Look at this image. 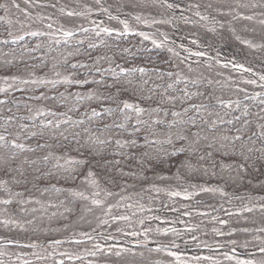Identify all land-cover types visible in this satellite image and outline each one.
<instances>
[{"label": "trees", "instance_id": "trees-1", "mask_svg": "<svg viewBox=\"0 0 264 264\" xmlns=\"http://www.w3.org/2000/svg\"><path fill=\"white\" fill-rule=\"evenodd\" d=\"M121 1L136 11L160 15L169 13L165 0ZM186 1L220 10L218 23L204 25L201 21L186 20L183 22L186 27L198 30L202 36L221 39L249 60L259 61L260 56L264 57V23L260 22L264 20V0ZM16 2L26 10L27 17L11 6V0H0V4L9 6L7 11L0 8V17L4 18L0 19V89H5L0 91V101H5L0 104V135H4L6 141L15 140L34 151H20L12 148L10 143L0 142V145H5L0 146V180L8 182V191L0 187V199L12 200L11 204H0V221H10L7 225L0 223V238L38 241L91 230L106 216L105 210L109 205L115 204L123 194L147 190L152 183H174L180 179L210 185L223 183L225 194L200 191L191 197L198 202L236 201L256 196L258 204H261L252 207L251 212L234 213L225 221H209V224L220 225L223 233L211 230L205 234L207 237L234 238L239 242L254 236L264 237V231H261L264 229V209L261 207L264 206V152L261 151L264 149V84L260 80L248 72L242 73L214 62L190 63L173 42L160 36L158 27L168 26L165 19L153 25L134 22L136 30L125 33L116 17L110 19L113 16H107L106 23H96L83 9L75 12L80 15L69 16L58 5L62 2L100 8L97 0H34V5L51 11L54 20L37 14L33 6L25 5L23 0ZM234 16L237 18L234 19ZM244 16H251L252 19H243ZM67 27L72 29L71 37L63 34L68 31ZM103 28L112 31L106 34L101 31ZM33 31L44 34H27ZM97 32L100 35H96ZM145 35L148 39L144 38ZM18 36L24 39L13 43V39ZM237 37H247L261 44L250 47L239 42ZM153 40L156 44H153ZM73 64L77 67L73 68ZM120 68H143L145 72L129 71L121 74ZM113 72L116 74L115 79ZM168 73H172V76ZM177 73L180 74L179 83L176 82ZM5 77H8L7 81ZM12 77L17 79L12 80ZM65 78L87 80L88 83H65ZM185 80L188 81L187 90L198 93L191 99H187L182 91L185 89ZM191 80L197 83L193 85ZM253 80L255 84L248 83ZM144 81L148 83L144 84ZM169 84L173 87L168 88ZM169 97L175 99L170 100ZM217 98L225 103L231 102L230 107L224 108ZM125 100L147 109L139 118L149 122L148 112L153 108L160 109L151 113V118L163 120L165 124L153 126L151 131L158 133V136L149 139L164 140L168 134H173L175 147L191 146L194 151L169 158L163 150L171 151L173 145L149 146L142 139L146 134L144 131L133 132V124L137 119L134 112L128 113L132 117L129 121H125L118 110L112 115L104 113L105 109H117L120 101ZM191 105H205L206 110L197 113ZM185 108L189 109L187 113L183 112ZM93 109L104 114L93 117ZM245 110L246 116L243 114ZM41 111L43 115L39 114ZM172 111L181 112V117H173ZM50 112L56 115H50ZM216 113L223 117V123L217 119ZM189 117L195 119L196 127L191 126ZM235 117L240 119L236 120ZM49 120L52 125L42 128L41 122ZM174 120L187 123H177L168 129L167 122ZM213 120L217 121L214 128L210 127ZM228 120H232V123H227ZM117 123H125L126 127L117 128ZM57 124L59 127H56ZM20 125H26L27 128L21 131ZM31 132L37 135L31 137ZM41 132L43 135H40ZM178 132L188 135L189 139L178 141L174 135ZM195 132L200 133V138L198 143L192 144L195 138L191 133ZM236 135L241 136L239 141L232 139ZM224 136H228L229 140H223ZM117 139L122 143L136 139L137 146L118 147ZM98 140L110 142L101 144ZM38 144L46 147H38ZM208 144L213 147L207 148ZM157 149L161 150L159 154ZM209 151L212 152L211 157L206 156ZM157 155L160 159L156 158ZM201 155H205L204 160L199 159ZM45 156L49 157L47 161L44 160ZM62 156L84 163L72 165L76 170L70 174L65 170L68 165L56 167L58 163L64 165L63 159H55ZM186 158L190 167H183L179 163ZM115 161H119V164ZM240 164L245 166V170L237 167ZM89 171L93 173L92 177H88ZM91 180H95V184ZM57 188L61 191L57 192ZM17 192L23 195H10ZM75 192H82L88 199L74 196ZM92 199H99L102 204L93 205ZM22 200L28 202L21 204ZM176 235L177 232L170 231L157 234V237L169 240ZM75 241L66 240L59 245L83 247L84 244ZM2 246H15L24 250L32 248L20 243ZM119 249L128 251H121L117 256L115 253ZM156 249L148 245L113 247L111 252L105 249L96 255L89 252L85 258L107 264H190ZM237 261L221 258L205 264H237Z\"/></svg>", "mask_w": 264, "mask_h": 264}, {"label": "rangeland", "instance_id": "rangeland-1", "mask_svg": "<svg viewBox=\"0 0 264 264\" xmlns=\"http://www.w3.org/2000/svg\"><path fill=\"white\" fill-rule=\"evenodd\" d=\"M118 2H110L114 5L106 6L102 5L100 8H93L87 4L79 7L77 5H70L59 3L61 10L80 12L83 9L84 13L90 15L91 19L96 23L105 20L106 15H111L110 11L116 14L115 5L125 6L121 0H116ZM174 3L177 6V2ZM58 4V5H59ZM114 7V8H112ZM37 14H42L50 19H55L53 13L43 8L42 6L35 4L33 6ZM117 8V7H116ZM107 9V11H104ZM181 9H179V12ZM177 11H175L176 13ZM147 13V12H146ZM214 15L213 13H209ZM139 17L150 20L152 19L149 15H144V13L139 11ZM205 17L207 13L205 12ZM116 16V15H115ZM173 18V15H169ZM175 16V15H174ZM130 17L128 14L121 13V21H126L129 24ZM134 18V17H132ZM137 20V19H136ZM146 20V21H148ZM156 20V19H155ZM202 22L208 23L210 19H199ZM131 22V21H130ZM123 25V24H122ZM181 28V27H180ZM69 30V29H66ZM168 38L173 39L177 43L187 44L191 46L192 35L188 33V30L175 29L172 26L167 27L166 31H163ZM184 34L188 37V41L183 38ZM208 43V42H207ZM198 49L203 48L202 45H197ZM241 64L247 65L246 62L240 61ZM264 59L261 61V65H247L252 68L251 71L257 73L255 76H264ZM245 66V67H247ZM202 188H209L203 182H185L177 181L170 185H150L148 191L138 190L132 194H125L117 198L115 206L111 209L110 214L103 217L99 224L91 230L78 231L76 233L80 234L82 232L93 234V237L89 240H80L83 247L73 248L71 246H58L53 245H41L36 248H32L27 251L18 247H7L0 246V264H107L101 263L95 260H89L85 258L87 252L95 251L94 245L99 244L101 247L107 248V246L128 248L134 243L140 244V246L148 245L149 242H163L162 239L157 237V234L164 232H177L178 235L171 239V241L162 243L158 247L164 252H174L180 257V260L190 264H205L210 260H215L219 258H226V256L232 257V259H238L240 261L252 260L254 262L264 261V253L260 252V245L264 244L263 240H245L237 243L236 239L223 238V237H207L205 234L213 230L216 233H223L220 225L209 224V221H225L228 219L232 213L244 209L245 206L250 205V201H253V205L256 204V197L251 196L245 200L237 201H206L198 202L196 200H189L195 194L201 191ZM219 190V189H218ZM221 191V188H220ZM172 192H179L180 195L173 196L170 195ZM191 204L195 205L197 208L188 213H174V208L181 204ZM200 211V212H199ZM126 215L128 220H114L113 216ZM107 221V223H103ZM116 221L113 226L112 223ZM119 229V231H118ZM96 233V234H95ZM136 233V235H131L134 237V241H131L125 237H116L117 234H129ZM105 237H111L110 239H105ZM191 241L193 245L182 244L177 245V243L184 241ZM84 241V242H82ZM232 246H241L246 249L252 248L248 252L237 253L228 247L229 243ZM148 243V244H146ZM171 243V244H169ZM211 243H222V246H209ZM228 244L227 246L225 244ZM201 244H205L201 246ZM238 244V245H237ZM149 246V245H148ZM193 257H199V260H194ZM208 257L209 259H204Z\"/></svg>", "mask_w": 264, "mask_h": 264}, {"label": "snow or ice", "instance_id": "snow-or-ice-1", "mask_svg": "<svg viewBox=\"0 0 264 264\" xmlns=\"http://www.w3.org/2000/svg\"><path fill=\"white\" fill-rule=\"evenodd\" d=\"M23 2H24L25 5H27L29 7L34 6V0H23ZM97 3H99V0H97ZM11 6L12 7H15L19 11L23 12L25 14V17L28 16V13L26 12V10L24 8H21L20 7V4L17 3L16 0H11ZM167 6L169 8L173 7L172 4H168ZM8 7L9 6L7 4H0V8L5 9V11L8 10ZM61 11L63 12L64 9L62 8ZM104 11H107V9H104ZM68 15L69 16H72V15H80V13H75V12L69 11L68 12ZM196 15L200 16V13L197 12ZM233 18L236 19L237 16H234ZM242 18L243 19H247V20H251L252 19L251 16H244ZM0 19H4V18L3 17H0ZM110 19H114V17H110ZM136 19L137 20H140L141 18L139 16H137ZM201 19H207V17L201 16ZM260 22L261 23H264V20H262ZM121 23L124 25V32L127 33L128 32V24H127V22L126 21H121ZM48 27L51 28L52 26L49 24ZM83 31H88V30L87 29H83ZM101 31L104 32V33H106V34H108L112 30L109 29V28H103V29H101ZM27 34L28 35H31V36H37V35H43L44 33H40V32L33 31V32H30V33H27ZM63 34H64L65 37H71L73 35V33L71 31H65ZM9 35H11V33H9ZM96 35H100V32H97ZM141 35H144V34L141 33ZM144 38L145 39H148V37L146 35L144 36ZM23 39H24L23 36H18V37H15L12 42L15 43L17 40H23ZM237 39H239V37H237ZM56 42L59 43L60 41H56ZM152 42H153V44H156V41L155 40H153ZM193 43H195V41H193ZM241 43L248 44L250 47H254L255 46V45H252L249 41H241ZM160 46L161 45H157V47H160ZM90 47H95V45H90ZM169 51H171V49H169ZM193 54L196 55V56H203L204 55V53H202V52H196V53H193ZM79 66L80 67H86V65H79ZM225 66H227V65H225ZM72 67L73 68H76L77 65L76 64H73ZM233 67L236 68V69H242L244 71H251V69H249V68H244V66L242 64H233ZM129 71L130 72H140V73H144L145 72V69H143V68H133V69H130V70H126L124 68H120V73L121 74H127ZM57 75H59V74H57ZM168 75L171 77L172 76V73H168ZM176 75H177L176 82L177 83L181 82L180 74L177 73ZM115 77H116V74H115V72H113V78L115 79ZM4 79H5V81H7L8 77H5ZM11 79L12 80H16L17 77H12ZM260 79L261 80H264V76H261ZM32 82L33 83H36V81H32ZM41 82L43 83V81H41ZM48 82L49 83H53L52 81H48ZM63 82H65V83H75V84H78V85H82L84 83H88L87 80H84V81L75 80V81H73V80H70L68 78H65ZM184 82H185V89H183L182 91L184 92V96L187 99H191L192 96H195V95L198 94V93H190L187 90L188 81L185 80ZM190 82L193 85H195L197 83L196 80H191ZM22 83H28V81H22ZM95 83H98L99 84V83H102V81H95ZM128 83H131V81H128ZM143 83L144 84H147L148 81H144ZM209 83H211V81H209ZM248 83L255 84V81L254 80L253 81H248ZM108 87H112V85H108ZM172 87H173L172 84H169L168 85V88H172ZM0 91H5V89H0ZM200 94L202 95V93H200ZM77 95H79V94H77ZM257 95H259V94H257ZM89 98H91V94H89ZM109 98L111 99V97H109ZM150 98L151 97H145V99H150ZM168 99L172 100V99H175V98L169 97ZM217 100H218V102L224 108L230 107L231 102L225 103L224 101L219 100V98H217ZM2 103H5V101H0V104H2ZM237 104H238V102H237ZM190 107L193 108V109H195V111L197 113H199L202 109L206 110V106L205 105H191ZM117 110L119 111V113H121L123 115L125 121H129V120L132 119V117L130 115H128L129 112H134L135 113L137 119L135 120V123L133 124V132L134 133H140V132L144 131L146 133L142 137V139L144 141V144L149 145V146H151V145H157V144L173 145L171 151H168L167 149H164L163 150L165 156H167L169 158L179 157L180 155L184 154L185 152L191 153V152L194 151V149L191 146H189L187 148L184 145H181L180 147H175L174 141H173V138H172V135L173 134H168L167 135V138L164 139V140H160V139H149V137H156V136H158V133H156L155 131H151V129L153 128V126H158V125L165 124V121H163V120H160V119H152L151 118V113L160 111L159 108H153V109H151L150 112H148L149 117H150V122L139 118L142 114H144L146 111H148L147 109L142 108L138 104L129 103L126 100L125 101H120V103L117 105V109H115V110L114 109H111V108L105 109L104 110V113H107L108 115H112L113 112L114 111H117ZM188 111H189L188 108H185L183 110L184 113H187ZM104 113H102L100 111H96L95 109L92 110V116L93 117H100ZM39 114L40 115H43L44 113L41 111ZM49 114L50 115H53V116L56 115V113H54V112H50ZM243 114L246 116L247 115V111L245 110V112ZM166 115H167V113H166ZM171 115L173 117H181L182 113L181 112H178V111H172L171 112ZM209 115H212V113H209ZM216 116H217V119H219L221 123L224 122L223 117H220L219 116V113H216ZM235 119L236 120H239L240 117H235ZM189 120L191 121V126L192 127H196V121H195V119L189 117ZM62 122L63 123H67L68 121H62ZM246 122L247 121H245V123ZM80 123H83V121H80ZM177 123H187V122L186 121H179V120L169 121V122H167V128L168 129H171ZM205 123H207V121H205ZM216 123H217L216 120L211 121L210 127H213L214 128L216 126ZM227 123L231 124L232 123V120H228ZM51 125H52V121L51 120L47 121L46 123L43 122V121L41 122V127L42 128H47V127H49ZM140 126H143V127H140ZM56 127H59V124H57ZM105 127H107V125ZM115 127H117V128H125L126 127V124L125 123H117V124H115ZM20 128H21V131H23V130H25L27 128V126L26 125H20ZM201 131H202V129H201ZM36 135H37L36 132H31L30 133V136L31 137H35ZM40 135H43V132H41ZM61 135H63V134H61ZM130 135H131V133H130ZM174 135L176 136V139L178 141H184V140L189 139L188 135L182 134L181 132L175 133ZM262 135H264V133H262ZM191 136L195 138V139L192 140V144L198 143L199 138H200V133L199 132L191 133ZM213 138L215 139V137H213ZM17 139H19V136H17ZM204 139H207V137H204ZM222 139L225 140V141H227V140H229V137L228 136H224V137H222ZM232 139L233 140H236V141H239L241 139V136L240 135H236V136L232 137ZM0 142H5V144L10 143L12 148L19 149L20 151H25V150H27V151H34V149H32V148H27L26 149V146L23 143H17L15 140L10 141V142L9 141H6V138H5L4 135H0ZM97 142L103 144V143L110 142V141L98 140ZM116 145L118 147H121V148L125 147L126 145L135 147V146H137V140L136 139H133L131 141H125V142L122 143L121 140L117 139L116 140ZM0 146H5V145H0ZM37 146L38 147H41V148L46 147V145H42V144H38ZM223 146L224 145H221V147H223ZM206 147L209 148V149H211L213 146H212V144H208V145H206ZM160 151H161L160 149H157V154H159ZM249 151H251V149H249ZM261 151L264 152V149H262ZM115 154L116 155H120V153H115ZM145 155H148V154L145 153ZM206 156L211 157L212 156V152H210V151L207 152L206 153ZM48 158H49L48 156H45L44 157V160L47 161ZM156 158L157 159H160L159 155H157ZM55 159L57 161H60L61 159H63L64 160V165H61V164L58 163L56 165V167L64 168L65 165H68V167L65 170L68 171L70 174H71V172H74L76 170L74 167H72V165H79V164L84 163L81 160H76V159H74L72 157H68V156L56 157ZM199 159L200 160H204L205 159V155H201L199 157ZM245 159H247V157H245ZM115 163L116 164H119V161H115ZM179 163L183 167H190V163H189V161H188L187 158L184 159V160H180ZM237 167L239 169H241V170H245V166L243 164L237 165ZM9 171H11V169H9ZM21 175H23V173H21ZM87 175H88V177H92L93 176V173L91 171H89ZM37 179H39V177H37ZM16 182L18 183L19 181H16ZM90 182L93 183V184H95V180H91ZM7 183L8 182L6 180H0V187L4 188L5 191H8V189L6 187L7 186ZM55 190L57 192L61 191V189H58V188L55 189ZM201 191H205V192H207V191H216V189L202 188ZM10 195L11 196H22L23 194L17 192V193H10ZM73 195L74 196H78V197H80L82 199H85V200L88 199V197L85 196L82 192H75V193H73ZM94 195H99V194L98 193H95ZM109 195H111V193H109ZM170 195L178 196V195H180V193L179 192H172V193H170ZM27 202L28 201H23V200L20 201L21 204L27 203ZM11 203H12V200L11 199H0V204L8 205V204H11ZM37 203H38V201H37ZM92 204L93 205H96V206H100L102 204V201L99 200V199H92ZM261 207H262V209H264V206H261ZM111 208H112V206L109 205V207L105 210V215L110 214ZM23 210L24 209H21V211H23ZM243 210L246 211V212H251L253 209L245 206ZM112 218L114 220H128L129 219L128 216H126V215L113 216ZM11 222L12 223H15V221H11ZM0 223L7 225V224L10 223V221L9 220H3V221H0ZM103 223H107V221H103ZM118 231H119V229H118ZM261 231H264V229H261ZM81 235L86 236L88 239H91V236H88L87 233H81ZM130 235H133L134 236V235H136V233H130ZM110 238L111 237H105V239H110ZM9 243H12V241H9ZM61 243H62V241H60V240H53V241L50 242L49 247H52L53 245H59ZM75 243L79 244V243H81V241L77 240V241H75ZM30 246L31 247H36L37 245L33 243ZM93 247H94L95 251H92L90 253L91 255H96L97 252L104 251V249L99 244H95ZM156 250L159 251V249H156ZM107 251L111 252L112 251V246H107ZM121 251H128V249H119V250L116 251L115 254L117 256H119L121 254ZM260 252L261 253H264V247H261L260 248ZM168 254L171 255V256L176 257L177 260H180V257L177 256L176 253L169 252ZM193 259L194 260H199L200 258L199 257H193ZM204 259H209V258L208 257H205ZM226 259H232V257L226 256ZM237 264H257V262H254L252 260H247V261H239L238 260L237 261ZM258 264H264V261H260V262H258Z\"/></svg>", "mask_w": 264, "mask_h": 264}, {"label": "bare ground", "instance_id": "bare-ground-1", "mask_svg": "<svg viewBox=\"0 0 264 264\" xmlns=\"http://www.w3.org/2000/svg\"><path fill=\"white\" fill-rule=\"evenodd\" d=\"M115 12L117 14H119L121 11L115 10ZM193 210H196V207L194 205H191V204H187L186 203V204H181V205L176 206L173 211H174L175 214H177V213H188V212H191ZM120 236L126 237V238H128V239H130L132 241L135 240L134 237H132L129 234H120ZM185 243L186 244H189V245H193V243L191 241H189V240L184 241V242L177 243V245H182V244H185ZM209 245L215 246L216 244L215 243H211Z\"/></svg>", "mask_w": 264, "mask_h": 264}]
</instances>
